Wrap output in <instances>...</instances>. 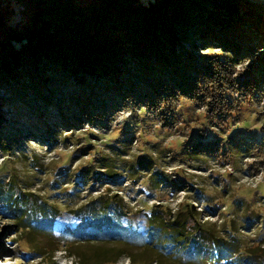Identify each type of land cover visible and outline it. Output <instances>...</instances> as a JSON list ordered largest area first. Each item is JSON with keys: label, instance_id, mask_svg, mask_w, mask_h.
I'll return each instance as SVG.
<instances>
[{"label": "rangeland", "instance_id": "1", "mask_svg": "<svg viewBox=\"0 0 264 264\" xmlns=\"http://www.w3.org/2000/svg\"><path fill=\"white\" fill-rule=\"evenodd\" d=\"M251 1L264 4V0ZM21 10L18 0H9L8 22L16 24L23 18L25 21L27 16ZM239 14L247 17L243 9ZM188 38L183 44L184 50L195 53L201 63L205 54L218 52L236 64V71L244 73L254 64V57L244 52L237 58L232 50L227 51L219 44L202 43L198 33ZM179 50L183 52L182 45ZM255 51L263 54L264 42L255 47ZM172 65L179 68L178 61ZM45 72L49 74L48 82L41 79L27 84H51V88L62 92L63 100L76 89L74 80L61 70L48 68ZM0 73L2 78L6 73L8 79L5 87L0 86V97L7 100L0 112V166L8 158L7 163L11 165L0 178L3 183L13 178L18 192L13 212L0 207V264H80L78 256L70 257L63 251L53 254L58 246H50L45 255L36 252L34 247L48 240L43 234L49 231L50 214L53 234L74 239L89 236L93 241L83 246L90 249L91 245L115 244L118 240L115 237L124 232L145 233L148 213L155 205L172 215L190 206L199 212L200 221L215 222L226 237L231 233L226 223L235 219L238 227L235 234L244 239V250L232 255L220 252L227 257L223 261L212 256L220 253L209 251L210 264H264L260 257L264 255V246H256L255 241L264 236L261 235L264 234V144H257L259 148L252 146L264 138V94L245 95L244 99L239 90H230L225 77L209 83L221 82L215 87L213 105L182 96L172 107H166L172 114L165 118L150 107L130 103L107 119L98 118L93 123L85 119L84 125L73 130L66 125V117L60 119L51 110L48 120L60 139L50 145L45 141L47 126L38 111L23 107L14 79L7 72L0 70ZM127 73L137 84H145L138 82L141 77L144 80L146 74L139 66L133 63L132 72ZM173 77V84H185L178 72ZM96 81L106 83L105 78L93 82ZM227 93L232 94V98L226 99L229 105L224 108ZM44 110H48V106ZM83 144L84 150H78ZM80 170L83 172L79 173ZM127 170L132 172L127 173ZM114 193H119L125 204L123 228L106 221L83 223L82 218L90 219V213H76L80 205L91 197ZM43 204L55 210H48V216L39 223L36 215L41 214ZM20 208L26 215L27 211L33 213L34 218L29 222L37 228L34 234L21 230L17 221ZM116 264H130V261L122 256Z\"/></svg>", "mask_w": 264, "mask_h": 264}, {"label": "trees", "instance_id": "2", "mask_svg": "<svg viewBox=\"0 0 264 264\" xmlns=\"http://www.w3.org/2000/svg\"><path fill=\"white\" fill-rule=\"evenodd\" d=\"M8 1L0 0V70L14 79L22 106L38 111L47 126L45 141L50 145L60 139L48 120L51 110L60 119L66 117V125L73 130L84 125L85 119L92 123L98 118L107 119L130 103L150 107L165 118L172 114L166 107H172L182 96L213 105L215 87L221 82L209 83L225 77L233 83L226 81L227 86L239 90L240 97L264 94V53L259 55L255 51L264 42V4L251 0H18L28 19L14 24L6 17ZM241 9L247 17L239 14ZM194 33H198L202 43H216L227 51L232 50L234 57H242L243 52L251 55L255 67L250 65L244 73L236 71V64L218 52L205 54L201 63L195 53L184 50L183 46ZM176 61L179 68L172 65ZM133 63L146 73L145 79L141 77L138 81L145 84H137L128 75L129 81L126 80V71L132 72ZM20 68L25 69L18 72ZM48 68H57L74 80L76 89L70 91L66 100L51 84H27L41 79L48 82L49 74H45ZM177 72L185 84H173ZM0 77V86L5 87L6 73L3 78L0 73ZM104 78L105 84H97L99 80L93 82ZM227 94L224 108L229 105L226 99L232 98V94ZM219 95L220 92L217 99ZM6 101L0 97V112ZM38 101L40 105L36 104ZM45 106L48 110H44ZM207 110L214 112L211 107ZM263 139L254 143L253 148L263 145ZM84 146L78 150H84ZM8 161L9 158L0 166V174L4 175L11 166ZM107 168L111 170L112 166ZM17 193L13 178L8 183L0 178V207L13 212ZM124 206L119 193L101 194L91 197L75 211L90 213V219L82 218L83 223L106 221L123 228ZM40 207L41 214L36 213L39 223L48 216V210H55L45 204ZM161 208L155 205L150 209L145 233L124 232L115 237L118 238L115 244L102 243L103 247L96 244L90 249L83 246L93 241L89 236L74 239L53 234L50 214L49 231L43 234L48 240L34 248L45 255L50 246H58L53 254L63 251L70 257L78 256L80 264H116L122 256H127L130 264H210L209 251L232 255L244 250V239L235 234L238 231L235 219L226 223L227 231L231 232L226 237L215 222L200 221L199 212L190 206L173 215ZM24 211L17 210L18 224L22 231L34 234L37 228L29 222L34 218L33 213L27 211L26 215ZM255 241L256 246H264V236ZM63 246L61 250L59 247ZM221 253L212 256L223 261L227 257ZM260 257L264 262V255ZM202 259L205 261L199 262Z\"/></svg>", "mask_w": 264, "mask_h": 264}]
</instances>
